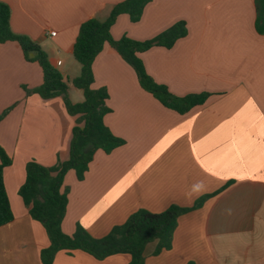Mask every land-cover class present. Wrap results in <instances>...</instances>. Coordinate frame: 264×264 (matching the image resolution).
<instances>
[{
	"label": "crops",
	"instance_id": "obj_1",
	"mask_svg": "<svg viewBox=\"0 0 264 264\" xmlns=\"http://www.w3.org/2000/svg\"><path fill=\"white\" fill-rule=\"evenodd\" d=\"M15 33L46 52L66 80L80 74L73 56L79 26L104 20L124 0H1ZM178 22L187 34L171 48L140 54L148 74L173 95L209 94L186 114L165 107L142 89L133 68L108 44L92 65L93 88L108 92L104 124L124 144L97 149L83 180L64 179L67 209L62 230L76 225L102 237L138 209L159 213L171 204L196 209L180 215L172 245L157 255L147 245L145 264H264V33L256 29L254 0H150L139 21L121 14L111 28L118 39H152ZM55 32V35H51ZM60 62V64H58ZM43 82L35 61L14 41L0 42V147L12 158L4 183L14 215L0 227V264H41L49 245L18 191L30 160L53 166L69 157L78 116L62 96L27 94ZM72 103L83 92L69 84ZM116 254L98 260L60 251L53 264H127Z\"/></svg>",
	"mask_w": 264,
	"mask_h": 264
},
{
	"label": "trees",
	"instance_id": "obj_2",
	"mask_svg": "<svg viewBox=\"0 0 264 264\" xmlns=\"http://www.w3.org/2000/svg\"><path fill=\"white\" fill-rule=\"evenodd\" d=\"M150 0H124L113 6L104 20L91 18L83 22L73 46V56L80 64V74L70 80L54 68L42 47L26 35L15 33L10 24L11 10L0 0V42L14 41L21 47L27 61L37 62L43 72L42 84L34 89L24 87L27 94L37 93L43 99L62 96L67 113L78 116L72 129L69 157L53 166H44L35 160L25 165V180L18 194L22 198L31 218L45 229L49 245L40 252L41 264H53L60 251L81 250L98 260L116 254L129 256L127 264H145V250L155 243L154 255L169 250L172 235L180 215L198 208L207 196L201 197L191 207L171 204L164 211L155 213L138 209L128 216L123 224L114 226L102 237L92 236L83 226L76 225L72 234L62 230L68 197L64 179L69 171H74L78 180H83L97 149L106 154L124 144L104 124V116L109 112L106 106L108 92L105 88H93L92 70L96 56L105 45L113 48L136 73L142 89L151 93L165 107L179 114H186L193 107L203 104L207 93L188 94L178 97L168 88L154 81L148 74L140 54L155 46L171 48L187 34L185 22H178L152 39L138 41L128 36L118 39L111 34V28L121 14H127L135 23L141 18ZM256 9V29L264 33V0H254ZM69 84L82 90L84 99L72 103L68 97ZM11 108L0 114V121ZM12 164V158L0 147V227L14 219L9 197L4 183V170ZM187 264H195L190 261Z\"/></svg>",
	"mask_w": 264,
	"mask_h": 264
},
{
	"label": "built area",
	"instance_id": "obj_3",
	"mask_svg": "<svg viewBox=\"0 0 264 264\" xmlns=\"http://www.w3.org/2000/svg\"><path fill=\"white\" fill-rule=\"evenodd\" d=\"M51 35H52V36L55 35V32H51ZM58 64H60V62H58Z\"/></svg>",
	"mask_w": 264,
	"mask_h": 264
},
{
	"label": "rangeland",
	"instance_id": "obj_4",
	"mask_svg": "<svg viewBox=\"0 0 264 264\" xmlns=\"http://www.w3.org/2000/svg\"><path fill=\"white\" fill-rule=\"evenodd\" d=\"M76 63L78 64V66L80 65L77 61H76ZM67 159H68V158H67ZM67 159H66V160H67ZM64 161H65V160H64Z\"/></svg>",
	"mask_w": 264,
	"mask_h": 264
}]
</instances>
